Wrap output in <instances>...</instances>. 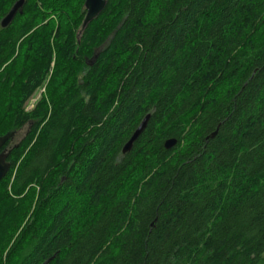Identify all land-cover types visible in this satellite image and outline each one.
I'll return each instance as SVG.
<instances>
[{
    "label": "trees",
    "instance_id": "trees-1",
    "mask_svg": "<svg viewBox=\"0 0 264 264\" xmlns=\"http://www.w3.org/2000/svg\"><path fill=\"white\" fill-rule=\"evenodd\" d=\"M83 1L0 27V264H264V0Z\"/></svg>",
    "mask_w": 264,
    "mask_h": 264
},
{
    "label": "water",
    "instance_id": "water-1",
    "mask_svg": "<svg viewBox=\"0 0 264 264\" xmlns=\"http://www.w3.org/2000/svg\"><path fill=\"white\" fill-rule=\"evenodd\" d=\"M106 0H84L83 1V8H84V15L83 19L80 25V29H83V27L94 17L98 15V13L101 11V9L104 7ZM23 4V0H16L11 7L8 9L6 14L0 19V27L6 26L15 12L20 13L21 12V6ZM148 114H145L139 124L135 127V129L132 131L128 139L123 143L121 147V152H125L129 150L131 147L132 142L135 140V138L138 136L140 131L145 125V122L147 120ZM13 136V132L5 133L0 136V179L5 175L6 171L9 168V162L6 160L8 149L7 148H1L2 145L5 143V141L8 140V138ZM211 136V135H210ZM174 139H166L163 142V146L165 148H168L174 144Z\"/></svg>",
    "mask_w": 264,
    "mask_h": 264
},
{
    "label": "rangeland",
    "instance_id": "rangeland-1",
    "mask_svg": "<svg viewBox=\"0 0 264 264\" xmlns=\"http://www.w3.org/2000/svg\"><path fill=\"white\" fill-rule=\"evenodd\" d=\"M42 91H43V88H41L40 90H37V91L33 94L32 98L29 100V102H28L26 108H28V107H30V106L32 105L33 101L36 99V97H38V94H39L40 92H42ZM23 130H24V129H21V130L17 131V132L12 136V139H11V141H10V144L16 142V141L20 138V136L22 135Z\"/></svg>",
    "mask_w": 264,
    "mask_h": 264
},
{
    "label": "flooded vegetation",
    "instance_id": "flooded-vegetation-1",
    "mask_svg": "<svg viewBox=\"0 0 264 264\" xmlns=\"http://www.w3.org/2000/svg\"><path fill=\"white\" fill-rule=\"evenodd\" d=\"M7 148V147H6Z\"/></svg>",
    "mask_w": 264,
    "mask_h": 264
}]
</instances>
